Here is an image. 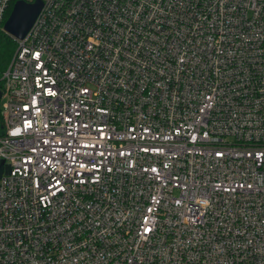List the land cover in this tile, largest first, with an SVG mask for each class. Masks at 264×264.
<instances>
[{
	"label": "built area",
	"instance_id": "1",
	"mask_svg": "<svg viewBox=\"0 0 264 264\" xmlns=\"http://www.w3.org/2000/svg\"><path fill=\"white\" fill-rule=\"evenodd\" d=\"M14 40L0 264H264V0H44Z\"/></svg>",
	"mask_w": 264,
	"mask_h": 264
},
{
	"label": "water",
	"instance_id": "2",
	"mask_svg": "<svg viewBox=\"0 0 264 264\" xmlns=\"http://www.w3.org/2000/svg\"><path fill=\"white\" fill-rule=\"evenodd\" d=\"M44 0H16L13 3L12 9L3 23L5 33L14 39H22L31 25L39 15ZM1 97V92H0ZM4 133V128L0 125V134ZM4 170L3 160H0V176Z\"/></svg>",
	"mask_w": 264,
	"mask_h": 264
},
{
	"label": "trees",
	"instance_id": "3",
	"mask_svg": "<svg viewBox=\"0 0 264 264\" xmlns=\"http://www.w3.org/2000/svg\"><path fill=\"white\" fill-rule=\"evenodd\" d=\"M16 0H11L10 5L5 13L4 18L6 19L12 9L13 3ZM33 1V0H26ZM16 48V41L9 36L7 33H1L0 35V73L7 67L14 51ZM1 125V123H0Z\"/></svg>",
	"mask_w": 264,
	"mask_h": 264
}]
</instances>
